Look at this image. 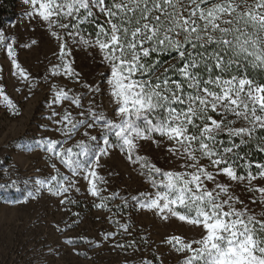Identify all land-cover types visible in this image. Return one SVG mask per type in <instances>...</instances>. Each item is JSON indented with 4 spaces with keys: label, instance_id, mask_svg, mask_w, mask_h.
Returning a JSON list of instances; mask_svg holds the SVG:
<instances>
[{
    "label": "snow or ice",
    "instance_id": "snow-or-ice-1",
    "mask_svg": "<svg viewBox=\"0 0 264 264\" xmlns=\"http://www.w3.org/2000/svg\"><path fill=\"white\" fill-rule=\"evenodd\" d=\"M24 2L30 6L29 18H39L58 44V53H54L58 63L48 69L50 77L71 78L86 89L75 93L57 88L53 104L70 101L84 109V97H91L88 107L79 112L80 119L65 111L53 121L62 125L55 131L63 140L39 141L50 160L58 161L68 174L52 162L55 174L35 179L27 196L36 199L46 192L60 198L61 205L75 204L71 193H79L80 181L85 180L88 194L101 201L95 207L108 208V202L119 193L101 195L107 191L101 185L109 181L99 169L101 158L118 149L131 165L139 167V174L152 189L133 195L132 207L152 211L164 221L175 218L201 228L199 238L172 235L162 242L182 256V264H264V186L253 185V181L264 179V164L255 163L258 171L253 173L249 161V170L243 173L236 163L237 159H247L239 150L253 137L258 151L264 152V83L249 75L250 70L264 71V0ZM101 17L102 23L98 22ZM88 24L95 26V32L85 38L83 26ZM37 43L33 39L19 47ZM0 45L14 69L12 74L33 87L36 78L19 62L16 42H8L0 33ZM74 45L99 50L100 62L109 70L104 85L85 81L76 70L71 59ZM165 56L173 62H162ZM16 91L22 89L17 87ZM105 94L114 106L111 116L99 111L102 104L95 100ZM0 98L12 115L20 114L19 106L2 86ZM57 115L60 113H51ZM81 127L82 138L64 147ZM97 127L101 130L99 143L88 131ZM149 142L181 160L183 170H164L141 155ZM204 160L206 164L201 163ZM11 183L15 185V181ZM237 186L254 194L253 205H257L255 194H259V213L240 198ZM129 204L124 197L117 208ZM113 223L118 231L103 233L95 246L103 242H113L121 249L133 246L135 241L125 244L116 240L121 233L131 235L130 225L118 220ZM54 226L59 232L65 230ZM141 239L148 243L146 237ZM74 242L71 238L65 241ZM155 259L162 264L159 256ZM140 264H153V260L143 258Z\"/></svg>",
    "mask_w": 264,
    "mask_h": 264
},
{
    "label": "rangeland",
    "instance_id": "rangeland-1",
    "mask_svg": "<svg viewBox=\"0 0 264 264\" xmlns=\"http://www.w3.org/2000/svg\"><path fill=\"white\" fill-rule=\"evenodd\" d=\"M29 11L30 6L24 0H16L14 17L0 27V33L7 36L8 42H16L19 62L37 81L29 88L14 76L6 50L0 45V86L19 106L20 111L19 115H12V110L0 98V264H140L143 258L153 260V264H161L160 260L155 259L157 256L162 259V264H182V256L162 242L172 235L188 239L199 238L203 234L201 228L175 218L164 221L152 211L132 207L130 198L133 195L152 189L139 174V167L131 165L118 149L113 150L110 156L101 158L102 167L99 169V174L109 181L107 185H101L107 189L101 195L119 193V197L108 202V208L95 207L101 201L88 194L85 180L80 181L79 193H71V199L76 200L75 204L61 205L60 198L46 192L36 199L27 196L35 179L55 174L52 162L57 163L62 173L68 174L58 161L50 160L39 141L43 138L63 140L62 134L55 131L62 125L58 126L53 121L59 120L65 111H70L73 117L80 119L79 112L88 107L91 99L90 96L84 97V109L76 108L70 101L53 104L57 88L71 89L75 93L86 92V89L74 79L50 77L48 69L58 63L54 55L58 53V44L49 37L46 26L39 18H29ZM83 31L87 38L90 31H85L84 26ZM33 39L37 40L36 45L19 47L24 43L30 44ZM71 51L74 67L82 74L83 79L89 83L104 85L109 70L101 64L99 50L74 45ZM17 87L22 91L17 92ZM25 97L28 99L25 100ZM95 100L98 105L102 104V108L98 110L111 116L114 106L109 103L107 94L97 95ZM53 111L60 115L51 116ZM88 131L90 135L97 136L96 143H99L100 128ZM83 132L84 128L81 127L64 147L78 142ZM140 154L147 156L164 170H183L180 167L181 160L170 156L166 148L157 150L150 142L144 144ZM201 163L206 164L207 161ZM220 179L223 180L224 177ZM11 181H15L14 186ZM253 185L264 186V179L253 181ZM235 190L256 213L261 211L259 194H255L257 205H253V193L246 192L243 186H237ZM124 197L129 199V206L117 208ZM114 220L121 224L128 223L131 232V235L121 233L116 240L125 244L135 241V244L121 249L115 248L113 242H103L96 247L95 243L101 241L103 233L118 231ZM57 224L65 230L57 231L54 226ZM69 224L73 227L67 228L66 225ZM141 237H146L148 243L145 244ZM69 238L75 242L65 243ZM87 241H92V244L89 245Z\"/></svg>",
    "mask_w": 264,
    "mask_h": 264
},
{
    "label": "trees",
    "instance_id": "trees-1",
    "mask_svg": "<svg viewBox=\"0 0 264 264\" xmlns=\"http://www.w3.org/2000/svg\"><path fill=\"white\" fill-rule=\"evenodd\" d=\"M15 6L16 0H0V27L4 26L8 21H10L14 17ZM98 22L102 23L103 19L100 18ZM84 30L94 33L95 26L91 24L84 25ZM161 60L162 62H173L170 56L162 57ZM249 75L258 82L264 83V71L257 72L250 70ZM175 78L179 79V77ZM221 138L227 142L226 136H222ZM258 147L259 145L256 143L255 137H253L252 142L247 147H242L239 150L241 156H244L245 154L247 156L246 160L237 159L236 163L240 166L238 169L239 172L246 173L249 170L247 167L249 161L253 163V167L251 169L253 173L258 171L255 168V163L264 164V152L258 151Z\"/></svg>",
    "mask_w": 264,
    "mask_h": 264
}]
</instances>
